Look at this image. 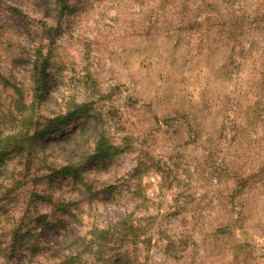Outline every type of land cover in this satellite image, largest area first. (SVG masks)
<instances>
[{
	"label": "rangeland",
	"instance_id": "1",
	"mask_svg": "<svg viewBox=\"0 0 264 264\" xmlns=\"http://www.w3.org/2000/svg\"><path fill=\"white\" fill-rule=\"evenodd\" d=\"M72 2L76 13L60 19L57 0H0V132L18 128L6 117L15 83L32 101L37 48L54 67L35 119L73 102L97 113L39 141L31 161L0 156L3 244L22 217L46 222L30 227L42 250L8 264L75 255L81 235L131 212L149 239L132 252L138 264H264V0ZM101 133L123 152L95 164ZM66 165L80 178L50 177ZM237 169L251 176L241 194Z\"/></svg>",
	"mask_w": 264,
	"mask_h": 264
},
{
	"label": "trees",
	"instance_id": "2",
	"mask_svg": "<svg viewBox=\"0 0 264 264\" xmlns=\"http://www.w3.org/2000/svg\"><path fill=\"white\" fill-rule=\"evenodd\" d=\"M72 1L57 0L60 19L63 17L68 18L76 13L77 6ZM17 10V8H14V11ZM50 29L55 34L59 30V26L56 25L50 27ZM35 53L36 57L33 60V74H31L30 82V87L34 91L32 101L30 103L26 102L21 92L22 89L15 83L14 92L16 95L19 94V97L14 100L13 108L6 114V117L12 116L9 118L18 123V128L8 132H0L1 157L17 152L20 157H25L27 161H31L30 157L39 141L56 137L55 135L63 128L69 125H77L78 121L83 118L86 119L85 123L89 119L96 118L97 113L92 107V102H73L68 107L67 113L62 116L57 118L46 117L40 121L35 119L34 113H37L40 105L47 101V97L43 93L47 88L48 81L46 77L49 74L48 70L53 66L50 58L44 54L41 48H37ZM4 79L3 73L0 72V81L2 82ZM97 118L99 119V116ZM122 152L120 145H117L105 133H101L96 141L93 153L87 159L98 164L104 159L119 155ZM53 169L54 171L50 177L73 175L76 178H80L81 170L76 166L66 165L59 169L53 167ZM140 173L141 167L137 166L134 168L132 175L139 176ZM233 177L237 182L234 188L237 194L243 193L251 183L250 174L246 175L241 169H237ZM81 181L92 192V185L84 181V179ZM90 194L95 196L94 192ZM61 203L62 205H59V207L68 213L74 221H81L71 210L70 206L73 205V202L61 201ZM44 221L42 215L35 218L33 216L27 217V219L22 217L18 224L9 232V238L5 244H3L0 237V264H8L13 255L18 252L23 255L29 252L34 255L41 251L40 245L42 242L39 238L41 232L32 231L30 227L32 222L36 223V225L34 223V227L37 228L46 224ZM60 222L64 225L63 221ZM89 234V236L83 234L78 238L77 243L79 249L81 248L79 253L68 256L59 252L57 253V260L51 264H89L87 261L89 258L101 264H138L139 256L137 253L139 246L143 243V239L145 242H149V239L142 237L147 234V225L144 224L143 218L136 217L135 212L126 214L106 226H94ZM30 239H33V242ZM134 250L137 252L136 255L132 253ZM84 253L88 255L85 261L83 258Z\"/></svg>",
	"mask_w": 264,
	"mask_h": 264
}]
</instances>
